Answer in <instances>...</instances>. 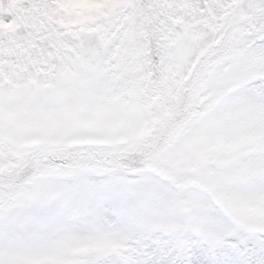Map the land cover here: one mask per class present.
<instances>
[{
    "label": "snow or ice",
    "instance_id": "6c2138e0",
    "mask_svg": "<svg viewBox=\"0 0 264 264\" xmlns=\"http://www.w3.org/2000/svg\"><path fill=\"white\" fill-rule=\"evenodd\" d=\"M21 2L0 17V264H264V0H133L87 28Z\"/></svg>",
    "mask_w": 264,
    "mask_h": 264
},
{
    "label": "trees",
    "instance_id": "16d2710c",
    "mask_svg": "<svg viewBox=\"0 0 264 264\" xmlns=\"http://www.w3.org/2000/svg\"><path fill=\"white\" fill-rule=\"evenodd\" d=\"M161 7L170 8L174 0H154ZM227 3V0H225ZM239 0H231V4H238ZM49 15L59 14L58 22L66 27L87 28L95 25L101 18L108 20L122 12L124 8L133 3V0H45ZM5 13L0 12V17L11 15L14 20L25 21L29 18V11L23 6L21 0H6ZM13 21L5 22L0 18V29H8ZM90 236L72 234L69 242L73 244L86 243L88 245Z\"/></svg>",
    "mask_w": 264,
    "mask_h": 264
},
{
    "label": "rangeland",
    "instance_id": "374dc122",
    "mask_svg": "<svg viewBox=\"0 0 264 264\" xmlns=\"http://www.w3.org/2000/svg\"><path fill=\"white\" fill-rule=\"evenodd\" d=\"M5 2L6 0H0V12L5 13ZM243 0H239L238 3H242ZM242 15H247V13H242ZM23 169L14 168L13 172L15 175L21 174ZM124 238L112 239L110 237L104 236L102 234L91 235L88 241V249H83V251H87L89 249H99L101 246H107L111 248L115 245H119L123 242Z\"/></svg>",
    "mask_w": 264,
    "mask_h": 264
}]
</instances>
